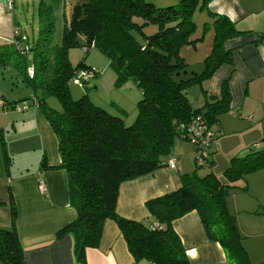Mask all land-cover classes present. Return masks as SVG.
<instances>
[{"label":"trees","instance_id":"trees-1","mask_svg":"<svg viewBox=\"0 0 264 264\" xmlns=\"http://www.w3.org/2000/svg\"><path fill=\"white\" fill-rule=\"evenodd\" d=\"M209 1L179 0L176 5L157 8L144 0H76L63 26L60 45L52 44V9L47 4L40 11V25L31 44L22 39L18 28L13 43L0 46V67H11L22 83L31 87V98L56 136L60 162L46 168L65 170L69 203L76 211V217L56 236H72L76 264H87L85 251L98 246L106 219L117 224L137 264H190L171 223L193 210L209 240L220 244L230 264H250L227 197L232 188L241 187L239 181L246 174L264 168V148L251 146L246 155L232 157L222 178L212 172L200 175L199 167L213 163V145L205 164L196 163L191 172L179 174L176 190L145 202L149 218L126 219L115 209L120 183L164 167L175 139H187L183 125L200 115L211 128L230 109L226 81L221 84L220 98L198 108H193L187 97L190 86L201 85L222 63H231L223 43L244 33L226 16L207 10L213 17V47L203 60V70L189 71L180 48L203 39H191L196 30L192 17L196 10H206ZM135 17L142 23H136ZM149 25L156 27L152 34L145 32ZM78 45L85 52L94 47L104 53L118 81L130 79L137 86L141 98L131 125L86 96L71 99L68 83L83 63L73 67L68 49ZM25 46L27 51L18 49ZM48 96L59 101L62 111L46 105ZM8 199L0 201L11 212L10 227H0V262L26 264L15 227V205Z\"/></svg>","mask_w":264,"mask_h":264},{"label":"crops","instance_id":"crops-1","mask_svg":"<svg viewBox=\"0 0 264 264\" xmlns=\"http://www.w3.org/2000/svg\"><path fill=\"white\" fill-rule=\"evenodd\" d=\"M14 0H0V46L13 43V29L22 33L14 13ZM206 10L226 16L244 33L227 39L223 49L231 63H222L204 81L197 95L187 97L193 108L220 98L226 81L230 93L229 111L211 126L216 145L211 160L222 148L231 159L243 156L256 142L264 141V0H210ZM27 40V38H26ZM6 101L0 113V201L12 198L16 209L15 227L25 252L26 264H76L73 238L56 236L57 231L76 217L69 203L67 174L63 169H49L60 162L58 143L48 121L30 104L18 109L19 102ZM27 101V99H25ZM195 100V101H194ZM217 129H213V128ZM185 143L192 144L186 140ZM172 149L177 173L164 166L151 173L120 183L116 212L123 218L142 221L149 218L145 202L173 192L179 185L182 156L194 157L192 148L181 144ZM179 150V152H178ZM9 160V162H8ZM42 180L45 192L37 187ZM242 194L227 203L235 215L244 238L264 237V168L248 173L241 180ZM253 198V200H251ZM11 225L8 205H0V227ZM172 229L178 235L190 264H230L218 242L209 240L199 214L193 210L175 219ZM248 250H251L248 247ZM264 262V247L256 249ZM251 261L257 259L249 253ZM87 264H137L125 239L111 220L103 223L99 244L85 251ZM259 262V261H257ZM0 264H3L0 262Z\"/></svg>","mask_w":264,"mask_h":264},{"label":"rangeland","instance_id":"rangeland-1","mask_svg":"<svg viewBox=\"0 0 264 264\" xmlns=\"http://www.w3.org/2000/svg\"><path fill=\"white\" fill-rule=\"evenodd\" d=\"M76 0H14V13L16 18L21 23L23 39L27 38V43L31 44L36 39L38 27L40 25V11L50 5L52 9V21H53V33L52 44L60 45L62 39V30L66 20L69 19L72 5ZM145 2L153 4L157 8H163L166 6L176 5L179 0H144ZM196 24V30L191 36V39L203 37L201 40H197L194 44H184L180 48V55L184 58L188 66L189 71L200 73L204 66L203 60L208 56L213 47L214 32L212 28L213 17H210L207 10H196L192 17ZM134 21L138 24L142 23V20L138 17L134 18ZM208 28H205L204 26ZM156 31L154 25H149L145 28L147 34H152ZM21 32V31H20ZM80 45L83 44V39L80 38ZM84 47L75 46L68 49V58L73 67H76L79 63H83L82 67L77 69V72L81 73L82 68L94 69L97 74L91 77L87 83L81 85L72 78L68 83V91L71 99L77 100L86 96L91 103L102 108L111 115L121 117L125 125H131L137 114V102L141 98L140 91L137 86L130 79L123 80L121 82L117 79L115 70L110 66L108 57L94 47H90L87 52L84 51ZM28 54V53H27ZM31 59L30 54L27 55V62ZM90 69V70H91ZM178 79V78H177ZM187 92L191 98L195 95L200 98L199 85H192L187 89ZM33 91L31 87H28L22 83L21 79L16 75L11 67H0V98L5 97L9 102L20 99H27L30 101ZM38 95V92H37ZM195 101V100H194ZM45 103L50 108L62 111L59 101L54 96H48L45 98ZM3 109H0V113ZM217 129V128H213ZM187 139L176 138L173 149H181V144H186L187 147L192 148L189 143H185ZM179 152V150H178ZM194 157L190 160L184 155L181 157L182 172L187 173L194 170L197 166L195 157L196 151L194 148ZM214 164L210 163L198 168V173L204 175L212 172L219 178L223 177L224 169L229 165V156L222 148L219 152L215 153ZM241 187L232 188L227 197V203L231 202L233 198H238L242 194ZM264 199V198H262ZM253 200V198L251 199ZM242 246L244 247L250 264H264L258 260L259 254L256 249L264 247V237H247L242 238ZM248 247L251 250H248ZM249 253H253V256L259 262L251 261Z\"/></svg>","mask_w":264,"mask_h":264},{"label":"built area","instance_id":"built-area-1","mask_svg":"<svg viewBox=\"0 0 264 264\" xmlns=\"http://www.w3.org/2000/svg\"><path fill=\"white\" fill-rule=\"evenodd\" d=\"M13 33L14 35L17 34L18 29L14 28ZM18 49L27 51L28 48L25 46ZM29 71H31V69H29ZM93 76V70L87 69L83 70L81 73L77 72L74 76V80L83 85ZM30 104L37 108V102L34 98L31 99ZM4 105L5 103L0 100V107ZM17 106L18 109H26L29 104L26 100H23ZM182 128L184 130V135L187 136V140L193 144L196 150V163L198 165L205 164L209 157L211 146L216 145L215 134L200 115L195 116L193 120L189 121L186 125H183ZM253 147L257 149L264 148V141L256 142L253 144ZM165 166L177 173L176 159L173 155H170ZM37 187L41 193L45 192V186L42 180H38Z\"/></svg>","mask_w":264,"mask_h":264}]
</instances>
